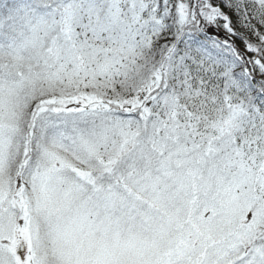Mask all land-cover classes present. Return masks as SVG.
I'll list each match as a JSON object with an SVG mask.
<instances>
[{"label":"snow or ice","instance_id":"1","mask_svg":"<svg viewBox=\"0 0 264 264\" xmlns=\"http://www.w3.org/2000/svg\"><path fill=\"white\" fill-rule=\"evenodd\" d=\"M0 264H264V0H0Z\"/></svg>","mask_w":264,"mask_h":264}]
</instances>
